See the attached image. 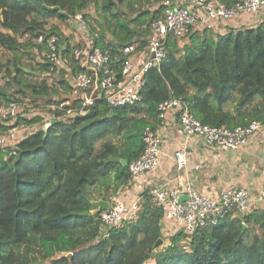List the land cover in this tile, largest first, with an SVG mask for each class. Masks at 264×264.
Wrapping results in <instances>:
<instances>
[{
  "label": "trees",
  "instance_id": "16d2710c",
  "mask_svg": "<svg viewBox=\"0 0 264 264\" xmlns=\"http://www.w3.org/2000/svg\"><path fill=\"white\" fill-rule=\"evenodd\" d=\"M159 1L0 0V49L11 53L0 62V103L52 94L45 77L38 80L46 65L22 64L31 58L24 36L62 35L52 20L88 14L100 28L95 45L115 54L123 44H145ZM165 48L159 68L144 73L140 102L109 107L97 99L86 114L26 135L13 152L0 150V264H264L263 209L227 214L189 239L181 231L164 237L163 212L144 190L132 219L101 224L93 202L111 204L130 182L128 166L143 151L144 128L160 123L161 102L179 99L208 127L264 124V24L195 31L182 44L168 36Z\"/></svg>",
  "mask_w": 264,
  "mask_h": 264
},
{
  "label": "built area",
  "instance_id": "2783aa9c",
  "mask_svg": "<svg viewBox=\"0 0 264 264\" xmlns=\"http://www.w3.org/2000/svg\"><path fill=\"white\" fill-rule=\"evenodd\" d=\"M153 1V0H151ZM161 12L148 26L142 60L136 59L139 42L121 45L116 53L95 45L100 29L86 14L78 13L68 19L71 35L66 40L62 35L41 32L29 37L31 63L46 65V85L52 94L36 103L10 101L0 103V150L14 151L16 144L37 130L45 131L56 120H69L86 114L95 100L103 99L109 107L131 106L141 101L144 73L159 68L166 55L165 42L168 36L180 44L192 32L214 31L241 14H258L264 8V0H187L178 4L175 0L158 2ZM117 59V70L112 62ZM3 84V83H2ZM5 84V82H4ZM178 112V123L187 139L198 137L208 147L217 150H236L245 147L251 137L258 134L261 123L251 122L234 129L208 127L197 121L179 99H168L158 107V118L164 119L168 110ZM37 119V122L19 131L18 119ZM143 151L128 166L131 177L145 175L155 170L161 157L162 137L150 127L142 132ZM176 168L181 171L188 162L185 150L174 152ZM148 194L163 212V219L170 221L175 231H181L189 239L195 232L208 225H215L227 214L242 215L252 206L253 197L246 188L227 185L215 196L203 195L188 185L170 187L167 183L148 189ZM182 194L186 195L181 200ZM264 202V181L255 197ZM137 211V202L128 205L114 198L107 210L99 216L104 229L132 219ZM166 237L165 235H163ZM163 242V241H162ZM165 246L164 243H162Z\"/></svg>",
  "mask_w": 264,
  "mask_h": 264
},
{
  "label": "crops",
  "instance_id": "0c3cea01",
  "mask_svg": "<svg viewBox=\"0 0 264 264\" xmlns=\"http://www.w3.org/2000/svg\"><path fill=\"white\" fill-rule=\"evenodd\" d=\"M175 2L186 4L187 0H175ZM53 24H58L59 31L68 40L71 29L67 27L64 29L59 23ZM259 24H264V8L256 15H238L231 21L218 25L212 32L222 33L228 29L255 27ZM144 48L145 44L139 46L136 59L142 60L140 53ZM155 130L162 137L158 167L145 175L132 178L124 190L116 196L117 198L130 205L138 201L140 193L144 190L164 183L179 188L188 185L200 194L215 196L227 185L234 184L246 188L253 197L251 209L264 210V202L255 200L264 181V124L260 132L251 137L245 147L226 151L212 149L198 137L187 139L179 126L178 112L172 109L166 112L164 119L160 120ZM180 149L185 150L188 159L181 171L176 168L173 158L174 152ZM185 199L186 195L182 194L181 200ZM163 223L164 228L168 226L164 219ZM164 228L162 235H165L168 227L165 230Z\"/></svg>",
  "mask_w": 264,
  "mask_h": 264
},
{
  "label": "rangeland",
  "instance_id": "374dc122",
  "mask_svg": "<svg viewBox=\"0 0 264 264\" xmlns=\"http://www.w3.org/2000/svg\"><path fill=\"white\" fill-rule=\"evenodd\" d=\"M152 7V6H151ZM150 7V8H151ZM89 17V16H88ZM68 21V20H67ZM66 21V22H67ZM52 23H58V21L57 20H52L51 21ZM62 23L61 25H63V27H64V29L67 27V28H69L70 29V25L68 24V23ZM60 25V26H61ZM100 33V32H99ZM11 57V53H9V52H7V51H5V50H2V49H0V62L1 63H3L6 59H9ZM30 59H28V57L27 56H23V59H22V64H24L26 67H29L30 65H34V63H31V61H29ZM33 62H36V60H35V57L33 58ZM3 77V74H2V76H0V89L2 88V87H5V84H4V82H6L5 81V79L4 78H2ZM34 80H37V78H33ZM3 83V84H2ZM41 100V99H40ZM42 101H47L46 99H43ZM29 126H26V125H24L23 127H19V131H21L23 128H28ZM166 222H167V224H168V228L167 227H165V228H167L166 230H165V228H164V230H165V236H167L168 237V235L170 236V235H172V234H174L176 231L174 230V228L172 227V223L170 222V221H167L166 220ZM166 224V225H167Z\"/></svg>",
  "mask_w": 264,
  "mask_h": 264
},
{
  "label": "water",
  "instance_id": "95a60500",
  "mask_svg": "<svg viewBox=\"0 0 264 264\" xmlns=\"http://www.w3.org/2000/svg\"><path fill=\"white\" fill-rule=\"evenodd\" d=\"M121 162L123 164H126V161H124V160ZM93 204L98 207L99 211H104V210H107L109 208L108 202L103 201V200H97V201L93 202ZM161 242H162L161 239L157 240L155 246L158 247L161 244Z\"/></svg>",
  "mask_w": 264,
  "mask_h": 264
}]
</instances>
